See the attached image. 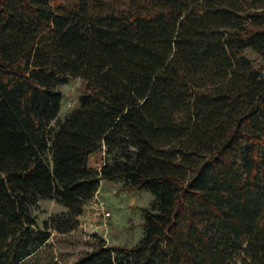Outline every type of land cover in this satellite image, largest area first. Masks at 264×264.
I'll list each match as a JSON object with an SVG mask.
<instances>
[{
  "label": "trees",
  "instance_id": "trees-1",
  "mask_svg": "<svg viewBox=\"0 0 264 264\" xmlns=\"http://www.w3.org/2000/svg\"><path fill=\"white\" fill-rule=\"evenodd\" d=\"M103 180L154 194L144 236L72 264H264V0H0V264ZM41 199L68 210L41 227Z\"/></svg>",
  "mask_w": 264,
  "mask_h": 264
},
{
  "label": "rangeland",
  "instance_id": "rangeland-1",
  "mask_svg": "<svg viewBox=\"0 0 264 264\" xmlns=\"http://www.w3.org/2000/svg\"><path fill=\"white\" fill-rule=\"evenodd\" d=\"M250 55L260 59L258 53L250 52ZM59 88L64 94L60 115L64 117L79 104L83 79L72 78ZM123 184V180H103L96 194L104 199L112 211V216L106 222L94 219L91 212L93 198L86 206L85 212L79 216L77 228L69 232H60L52 228L53 235L49 242L25 264H72L87 251L97 248L101 238L111 245L138 244L145 233L143 208L151 206L155 196L147 189H124ZM67 210V207L54 199H41L34 208V214L43 227L51 216Z\"/></svg>",
  "mask_w": 264,
  "mask_h": 264
},
{
  "label": "built area",
  "instance_id": "built-area-1",
  "mask_svg": "<svg viewBox=\"0 0 264 264\" xmlns=\"http://www.w3.org/2000/svg\"><path fill=\"white\" fill-rule=\"evenodd\" d=\"M92 213L95 220L106 222L112 216V211L108 208L104 199L96 195L92 206Z\"/></svg>",
  "mask_w": 264,
  "mask_h": 264
}]
</instances>
